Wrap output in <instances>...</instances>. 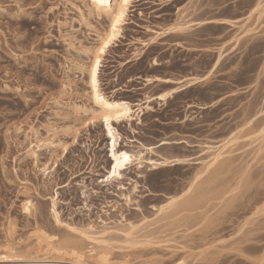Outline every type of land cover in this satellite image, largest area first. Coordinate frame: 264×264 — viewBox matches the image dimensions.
I'll list each match as a JSON object with an SVG mask.
<instances>
[{"label":"rangeland","instance_id":"1","mask_svg":"<svg viewBox=\"0 0 264 264\" xmlns=\"http://www.w3.org/2000/svg\"><path fill=\"white\" fill-rule=\"evenodd\" d=\"M258 2L264 6V0L133 3L121 37L102 58V92L136 101L175 86H143L146 76L206 78L154 103L140 123L115 124L119 148L153 146L148 156L184 162L128 165L122 179L106 183L108 140L95 120L85 71L87 49L106 18L82 0H0L1 264L264 261V11L251 13ZM198 21L211 22L142 45L153 31ZM219 48L224 56L211 70ZM188 103L205 107L186 109ZM231 134L226 162L194 180L205 145ZM184 202L192 206L180 212ZM93 239L105 263L97 252L74 257Z\"/></svg>","mask_w":264,"mask_h":264},{"label":"bare ground","instance_id":"2","mask_svg":"<svg viewBox=\"0 0 264 264\" xmlns=\"http://www.w3.org/2000/svg\"><path fill=\"white\" fill-rule=\"evenodd\" d=\"M82 1L88 2V4L90 5L89 7L91 8V10H93L96 13V16H98V17L104 16L107 20L106 27L103 30H101L100 32L98 31L96 34V38H97L96 45H94L90 49H87V54L89 55V64L85 68V71L87 73V84H88V87L90 90L89 91V93H90L89 98L91 99V101L93 102V104L96 107L94 113H100V115H96L95 120L98 119L102 123L105 137L108 140L107 152L109 154H108L107 158L109 159V166H108V171H107L106 175L103 176L102 182L108 183V182H111L112 180H115V179H122V173L121 172L123 169H126V167L128 165L131 166L134 164L137 167H141L142 164L145 163L146 165L151 167L150 169H158V168L165 167L168 165H177V164L184 162V159L179 158V157H175V158L171 159V158H167V157L153 158L152 156H148L147 154L152 155L153 153H155V151H154L155 147H153V146H144L143 144H141L143 149L137 150V151H129V150H126L123 148H119L118 142L121 139V134H119L118 129L115 127L116 126L115 124H118L120 122H125L130 126L131 122L135 121V120H137V122L140 123L141 117L144 114L154 111V107H153L154 103L155 104H156V102H157V104L158 103L159 104L165 103L168 99L173 98V96L175 94H178V93L186 90L187 88L197 84L199 81L205 79L206 76H203V77L188 76V77H183L180 79H172V78L160 77V76H152V77L146 76V77L141 78V80L143 82V86L153 85L154 83L173 84L175 86H173L172 88H170L169 90H167L165 92H161V93L156 94V95H146L145 94L144 97H141L140 99H138L136 101L120 100V99L116 100L112 96L109 97L104 92H102V90L100 88L99 77H98L99 76L98 75L99 69H100L99 67H100V64L102 62L103 56L108 52V50L112 46V44H114L115 41H117L118 38L121 37L123 26L126 24V20H127V17L130 16V12L135 10V9H133V6H134L133 3L136 2L137 0H129L128 7L125 11L124 20L122 21L121 24H119L117 26V29H116V33H118V34L113 33L112 23L114 21L115 15H117L119 13L121 0H82ZM84 3H86V2H84ZM254 6L255 7H253L251 9V13L256 12L259 15L263 13L264 6L262 5L261 2H258ZM217 21H219L220 24L222 22V20H217ZM210 22L211 21L176 23L173 27L168 28L167 30H163L161 32L160 31H153V33L155 35L152 38H150L149 41L143 42L142 45H143V47H147L149 45L154 44L155 40L157 38L164 37L170 33H174V34H180L181 33L182 34L184 31L191 28V26L194 24L201 25V24L210 23ZM110 35H113L114 38L111 40V42L108 43L104 52L100 53L99 49L102 46H104V43L107 41L108 36H110ZM223 56H224V52L221 51V49L219 48V52L217 54V57H216L213 65H212L211 70H213L218 65V63L221 61ZM97 59L100 60L99 65L96 64ZM152 65L157 66V65H159V63L156 60H154L152 62ZM93 67L96 68V92H93V87H92V68ZM121 91H123V90H121ZM97 93H99L101 96H103L105 98V100L107 101V103H111L113 105H121V106L126 105L127 107L126 108L121 107L119 109H115V108L107 109L106 107H101V105L97 104L96 99H95V96ZM193 107L203 109L205 106L204 105H197L195 103L186 104V109H191ZM117 112H126L127 115L123 116L119 121H117V120L109 121V124L106 126L104 124V121H103V115L104 114L115 115ZM90 119L91 118H89L88 120H90ZM90 121H93V117H92V120H90ZM109 127L111 128V132H112L111 136L109 135ZM235 138H236L235 134L234 135L231 134V136L229 138H227L226 141L221 142L217 145H211L208 143L205 145V148H207L208 154L206 156V160L202 161L201 170L195 174L194 180L196 178L200 177L203 172H206L211 168L215 169L214 167L217 168V166L219 167L220 164L223 165V163L226 162V160H227L226 155L229 154V151H230V150L226 149V146L228 147V144L233 142L235 140ZM113 140L116 142V145H115L116 149H119L121 151L126 150L133 159L123 169L119 170L120 174L117 177H114L110 180H106L105 177L108 176V174L111 172V165H112V163H114V161L112 160V153H113V151H115V149L113 148V144H112ZM179 143H182V141H172L171 142L169 140H163L159 144L160 145H170V144H179ZM189 188H187L184 192L180 193L177 196L170 197L169 200L165 204L161 205L157 210L159 212H161L163 209H165L166 206L171 207V205H173L175 202L180 200V198L189 190ZM125 197L128 198V196H125ZM188 203L184 202L182 204V207H184V208L180 207L179 211L181 209L187 210V208H190L192 205L190 203H189L190 204L189 205ZM29 205H30V201H26V203L24 204L25 209L28 210ZM51 206H52L51 208H52L53 215H54L55 219H57V211H55V202H54L53 198H52V205ZM93 240L95 241V244L92 245L89 249H86V250L84 248H78V250H76L77 248L74 249L73 250L74 251V257H81V256H84L86 254H92L94 252H97L95 250L98 247H101V244H100L101 242L97 239H93ZM96 254L99 255L100 258L103 259L104 263L106 262V259L104 257V252L99 251ZM0 261H1V259H0Z\"/></svg>","mask_w":264,"mask_h":264},{"label":"snow or ice","instance_id":"3","mask_svg":"<svg viewBox=\"0 0 264 264\" xmlns=\"http://www.w3.org/2000/svg\"><path fill=\"white\" fill-rule=\"evenodd\" d=\"M129 0H121L120 3V10L117 15H115L114 21L112 23V30L114 34L116 33L117 26L122 23L125 17V11L128 7ZM114 38L113 35L108 36L107 41L104 43V46H102L99 49L100 53H103L105 48L107 47L108 43L111 42V40ZM100 60L97 59L96 64L99 65ZM92 87H93V92H96V68H92ZM97 104L101 105V107H106L107 109H119L121 107L126 108L127 106H121V105H113L111 103H107L105 98L101 96L99 93L96 94L95 96ZM95 115H100V113H94ZM127 115L126 112H117L115 115L112 114H104L103 115V121L104 124L107 126L109 124V121L111 120H117L119 121L123 116ZM111 128L109 127V135L111 136ZM113 148L115 151L112 153V160L114 163L111 165V172L108 174V176L105 177L106 180H110L114 177H117L120 174V169H123L128 163L132 161V157L129 155V153L125 151H121L119 149L115 148L116 142L113 140L112 142ZM27 211V209H25ZM261 264H264V261L261 262Z\"/></svg>","mask_w":264,"mask_h":264}]
</instances>
